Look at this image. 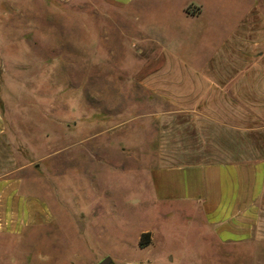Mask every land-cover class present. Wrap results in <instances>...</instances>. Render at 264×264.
<instances>
[{
	"label": "rangeland",
	"instance_id": "1",
	"mask_svg": "<svg viewBox=\"0 0 264 264\" xmlns=\"http://www.w3.org/2000/svg\"><path fill=\"white\" fill-rule=\"evenodd\" d=\"M226 1L209 8L221 17L236 0ZM181 2L149 0L129 11L104 0H0V104L18 129L14 174L54 214L50 225L0 233V264H134L148 256L135 242L143 228L164 256L181 252V237L194 239L179 211L149 199L160 104L134 76L140 10L142 21H159L175 51L186 41L203 48L204 34L179 30ZM205 25L217 37L226 23ZM212 250L220 261L200 264H264L256 261L264 246Z\"/></svg>",
	"mask_w": 264,
	"mask_h": 264
},
{
	"label": "crops",
	"instance_id": "2",
	"mask_svg": "<svg viewBox=\"0 0 264 264\" xmlns=\"http://www.w3.org/2000/svg\"><path fill=\"white\" fill-rule=\"evenodd\" d=\"M104 1L129 10L149 0ZM182 1L179 30L191 38L204 34L203 48L186 41L175 51L159 21H142L140 10L134 21L142 56L134 76L160 104L153 112L156 159L148 172L149 199L179 211L186 236L195 237H181V252L164 256L153 252V230L143 228L135 242L148 256L134 264L219 262L213 246H264V0H236L222 6L221 17L209 8L217 0ZM206 20L226 25L214 37ZM181 51L194 58L184 59ZM9 124L0 104V233L54 220L51 204L26 192L14 174L18 129ZM143 232L151 240L140 247ZM262 255L256 261L264 262Z\"/></svg>",
	"mask_w": 264,
	"mask_h": 264
},
{
	"label": "trees",
	"instance_id": "3",
	"mask_svg": "<svg viewBox=\"0 0 264 264\" xmlns=\"http://www.w3.org/2000/svg\"><path fill=\"white\" fill-rule=\"evenodd\" d=\"M150 240H151L150 232H143L140 235L138 245L140 247H144V246H146V245H148L150 243Z\"/></svg>",
	"mask_w": 264,
	"mask_h": 264
},
{
	"label": "water",
	"instance_id": "4",
	"mask_svg": "<svg viewBox=\"0 0 264 264\" xmlns=\"http://www.w3.org/2000/svg\"><path fill=\"white\" fill-rule=\"evenodd\" d=\"M112 262L110 257H105L104 259H102L99 264H110Z\"/></svg>",
	"mask_w": 264,
	"mask_h": 264
}]
</instances>
